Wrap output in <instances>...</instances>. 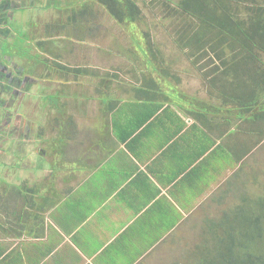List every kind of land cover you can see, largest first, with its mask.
I'll return each mask as SVG.
<instances>
[{"label": "crops", "instance_id": "crops-1", "mask_svg": "<svg viewBox=\"0 0 264 264\" xmlns=\"http://www.w3.org/2000/svg\"><path fill=\"white\" fill-rule=\"evenodd\" d=\"M137 52L90 65V90L67 86L42 173L7 180L0 264H175L192 223L203 231L213 205L251 187L250 132L219 91L181 87L164 66L160 81Z\"/></svg>", "mask_w": 264, "mask_h": 264}, {"label": "trees", "instance_id": "trees-1", "mask_svg": "<svg viewBox=\"0 0 264 264\" xmlns=\"http://www.w3.org/2000/svg\"><path fill=\"white\" fill-rule=\"evenodd\" d=\"M97 2L119 25L136 24L144 16L135 0ZM157 4L169 17L178 46L186 49L194 64L206 60L199 65L200 70L207 68L203 81L235 110L236 122L248 128L254 150L264 139V0H159ZM144 37L141 49L159 63L160 51L147 31ZM263 176L259 170L252 173V187L237 190L235 202L222 210L219 219L205 218L204 240L191 255L198 258L197 264H264V183L254 189L257 177Z\"/></svg>", "mask_w": 264, "mask_h": 264}, {"label": "flooded vegetation", "instance_id": "flooded-vegetation-1", "mask_svg": "<svg viewBox=\"0 0 264 264\" xmlns=\"http://www.w3.org/2000/svg\"><path fill=\"white\" fill-rule=\"evenodd\" d=\"M95 2L101 5L97 0ZM83 7L84 10L77 13L75 0H0V151L5 153L4 158L8 154L20 155L8 165L0 160V166L7 167V179L37 175L45 157L41 149L44 140L51 149L53 139L42 138L45 126L36 121L35 114L47 112L40 102L54 106L52 111L57 108V113L63 111L61 100L65 97L61 98L62 95L54 89L59 85L53 86L48 80L59 79L61 74L63 80L64 77L71 80L89 71L85 65L60 61L48 51V48L52 50L50 43L56 39L55 33L59 35L57 38L63 36L62 39L70 40L71 36L74 37L70 32L75 31L76 15L89 13L87 6ZM75 68H81L83 72L76 73ZM45 80L51 87L47 93L41 86ZM67 82L62 81V94L66 93ZM45 94L53 96V102ZM43 98L48 99L43 101ZM31 115L33 119H29ZM51 125L52 131L53 122ZM46 152L51 154L50 150ZM22 186L21 183L15 188L23 190Z\"/></svg>", "mask_w": 264, "mask_h": 264}, {"label": "rangeland", "instance_id": "rangeland-1", "mask_svg": "<svg viewBox=\"0 0 264 264\" xmlns=\"http://www.w3.org/2000/svg\"><path fill=\"white\" fill-rule=\"evenodd\" d=\"M75 1L77 13L78 11L84 10L83 5L87 6V11H89V13H85L84 15H76L75 31L70 32V34L74 37L71 36L70 40L67 38L62 39L63 36L57 38L59 36L57 33L53 35L56 37V39L53 41V43H50V45H52V50L48 48V51L53 52V55L56 58L59 57L60 61H65L66 63H69L71 65H85L89 69H91L90 65H94L98 70L97 72L99 74L100 70L108 71L111 67H120L122 66V64H125V61H127L126 59L128 57H133L131 53H125L127 49H130L131 52H133L134 50L138 51L135 54L139 55L137 57L141 58L142 62L140 63L146 64L147 60H151V56L143 52L141 48H144L145 46L144 43L147 38L144 37V32L147 31L149 33L148 38L152 41L153 46L157 48L158 51H160V53H158L159 63H157V65H161L157 67L158 69L156 72V78L160 81H163V79H161L158 73H160V69L165 66V71L162 75L170 76V74H173L174 76H172L175 81L180 80L181 87L185 86L189 88V90H195L197 92L199 90H202L203 94L206 97L210 96L207 92L208 90L204 87L205 83L201 79L203 76V71H206L207 68H201L203 70H200L199 66L200 64H203L204 61L206 62V60L203 59V61H201L199 65H196L193 63V59L189 58L185 53L186 49H181L178 46L177 35L175 31L172 30L169 17L167 16V14H164L160 10V8H158L157 1L159 0H135L140 6L144 16L140 22L136 24L126 25H119L109 15L107 10L98 3H96L95 0ZM12 29H14L13 26ZM16 34L20 35V33H18L17 31ZM45 41L48 40L45 39ZM18 42L20 43L19 40ZM104 50L109 51L110 54L107 53V55H99V53L104 52ZM154 60L155 59H153V61ZM86 73H88V71ZM91 76H94V78ZM64 79L65 80H63V75L61 74L59 79L52 78L51 81H48L50 83L52 82L53 86L59 85L57 88L54 89L58 91L59 95H62L61 98L65 97L61 101L62 103H64V105H62V107H64L63 112L66 113L68 111V105L66 103L68 90L66 89V93L62 94L64 90V88L61 87L62 81H68L66 84L68 87H71L72 90L75 89V91L81 89L80 91L83 93L86 91V89L90 90L93 87V84L90 83L89 80L91 79L96 81L98 78H95V75L92 74L84 76L82 74L76 76L75 79L70 78L71 80H67V77H64ZM46 82L47 81L45 80L44 83L41 84V86L44 87V92L47 93L48 90L51 91V87H49ZM74 84L76 85V87L73 86ZM33 88H35V86H33ZM45 96L50 97L49 100L53 102V96H49V94H45ZM47 99L48 98H43V101H46ZM40 104H44V111L47 112H44L45 117L43 119L41 111L36 113V109V121H38L41 126H45V129L44 127L42 128L45 136H47L48 138H52L51 136L53 135V133L56 131L57 134L60 130V127H56L54 124L55 121L58 119V109L56 108L55 111H52L54 110V106H51L49 104L47 105L45 104V102H40ZM38 105L39 103L37 104V106ZM29 119H33L32 115L29 117ZM30 121L33 122V120ZM52 122L54 128L51 131ZM240 134L243 135V133ZM252 152V155H250L249 158L247 157L245 159L246 164L243 166V168H247L249 165H251L253 166V175H255L258 170L264 174V139L257 147H255ZM4 155L5 153H2L0 151V160L6 162L7 165L11 162L12 159L20 157L19 153H15V157L13 155L10 156L8 154V156L6 155L4 158ZM242 165L243 164L241 163L239 166L242 167ZM49 172L50 168H48L44 173L48 174ZM41 173L42 172H38L37 175H40ZM0 176L6 178V180L0 178V214H4L3 206L5 205V203L7 204L8 189L7 183H5L8 180L7 167L0 166ZM257 179L259 183L254 187L255 190L263 185L264 176L257 177ZM248 183L249 182L245 179V188ZM222 195H228V193H221L220 198ZM226 198L228 199L223 200L221 202L218 201V206L213 205V210L217 208L219 209L214 211L215 215L209 217L219 219L222 210L227 208V204H230L231 200L235 202V200L233 199L235 198L233 193H230ZM3 218V215L0 216V220H2ZM200 229L201 226L199 224H197V226H194L192 223V225L190 226V230L183 233V238L189 242H187L188 245L182 248V250H179L178 252L175 251L174 254L176 257L174 258L177 260L175 261V264L198 263V258L191 257V255L196 251L198 252L199 245L204 240V235H202L203 231Z\"/></svg>", "mask_w": 264, "mask_h": 264}]
</instances>
